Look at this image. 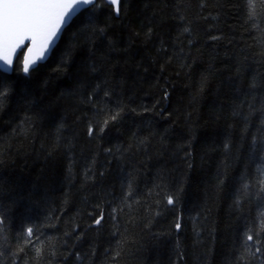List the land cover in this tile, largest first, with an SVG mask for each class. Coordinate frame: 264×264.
Instances as JSON below:
<instances>
[{"label":"trees","instance_id":"obj_1","mask_svg":"<svg viewBox=\"0 0 264 264\" xmlns=\"http://www.w3.org/2000/svg\"><path fill=\"white\" fill-rule=\"evenodd\" d=\"M251 7L249 20L247 0H121L119 15L105 2L30 79L20 54L0 78L3 264L37 226L43 259L30 244L14 264H236L264 210L240 181L264 163L249 160L256 116L245 132L252 96L264 102V3Z\"/></svg>","mask_w":264,"mask_h":264},{"label":"snow or ice","instance_id":"obj_2","mask_svg":"<svg viewBox=\"0 0 264 264\" xmlns=\"http://www.w3.org/2000/svg\"><path fill=\"white\" fill-rule=\"evenodd\" d=\"M107 3L117 15L120 13L121 0H0V78L10 76L14 69V61L17 60V53L21 49H26L22 55L23 60L20 71L26 79L31 78V74L38 70L40 64L46 62L52 55V52L58 45L66 27L81 14H89L88 22L91 23L94 17L91 15L96 9L100 8L102 3ZM264 3V0H262ZM249 5L248 19L251 20L255 15L252 9L253 0H247ZM103 31V29H101ZM185 31H188L186 28ZM218 39V37H212ZM255 80L249 85L252 90L258 89ZM252 93L250 92L249 95ZM7 95V89L0 86V98ZM108 93H105L107 96ZM256 97L252 96V103L248 104V114L245 119V132L248 131L247 125L252 122V117L259 119L260 127L256 128L257 134L251 135L249 160L259 159L264 162V102L260 108L255 107ZM120 116V111L108 115L98 126L99 133H103L110 121H116ZM96 134V129L89 124L88 135ZM229 145L225 144L227 150ZM111 152V149H107ZM256 175L251 178L246 174H241V190L244 198L251 202L259 201L264 204V163L258 164L255 169ZM223 183V180H221ZM132 183L129 181L128 191L125 199L133 196ZM167 205H176L178 197L172 194L165 195ZM240 198H237L236 205L240 206ZM115 213L116 209H112ZM103 210L94 219V224L99 226L104 221ZM115 219V216H112ZM258 227H246L242 237V251L237 257L236 264H264V210L259 212ZM0 219V224H3ZM180 218L175 222V229H181ZM23 243L18 244L17 252L13 253V264L15 258L20 252L25 251L27 245H33V250L37 252L38 259H43L40 255L44 251L43 246L35 247L34 242H39L43 233L40 227H27L22 232ZM67 235V233L65 234ZM125 239H118L113 261L120 257L124 250ZM52 249L51 255L55 256L54 245H48ZM4 252L0 251V264H3ZM77 259L81 257L77 254ZM27 264V262H25Z\"/></svg>","mask_w":264,"mask_h":264},{"label":"water","instance_id":"obj_3","mask_svg":"<svg viewBox=\"0 0 264 264\" xmlns=\"http://www.w3.org/2000/svg\"><path fill=\"white\" fill-rule=\"evenodd\" d=\"M116 15H117V14H116ZM71 23H72V22H71ZM71 23H70V24H71ZM70 24H69V25H70ZM66 28H67V27H66ZM65 30H66V29H65ZM65 30H64V31H65ZM63 33H64V32H63ZM62 35H63V34H62ZM61 38H62V37H61ZM60 40H61V39H60ZM58 43H59V42H58ZM25 50H26V49H21L20 52L17 53V59H18V57L20 56V54H21L22 52H24ZM52 53H53V52H52ZM49 59H50V58H49ZM49 59H48V60H49ZM48 60H47V61H48ZM16 61H17V60H16ZM16 61H14L13 69H14V66H15ZM47 61H46V62H47ZM46 62H44V63H46ZM44 63H42V64H44ZM42 64H40V65H42Z\"/></svg>","mask_w":264,"mask_h":264},{"label":"bare ground","instance_id":"obj_4","mask_svg":"<svg viewBox=\"0 0 264 264\" xmlns=\"http://www.w3.org/2000/svg\"><path fill=\"white\" fill-rule=\"evenodd\" d=\"M73 21H74V20H73ZM73 21H72V22H73ZM70 25H71V24H70ZM70 25H69V26H70ZM69 26H68V27H69Z\"/></svg>","mask_w":264,"mask_h":264}]
</instances>
